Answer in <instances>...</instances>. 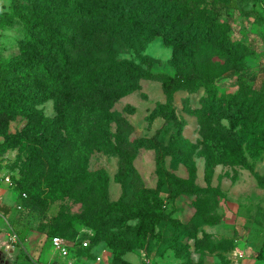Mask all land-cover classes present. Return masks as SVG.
<instances>
[{"label": "rangeland", "instance_id": "obj_1", "mask_svg": "<svg viewBox=\"0 0 264 264\" xmlns=\"http://www.w3.org/2000/svg\"><path fill=\"white\" fill-rule=\"evenodd\" d=\"M54 1L0 0V62L28 54L22 17ZM228 1L188 3L152 24L112 22L111 51L98 57L151 76L93 113L84 104L82 117H60L53 99L37 104L66 123L56 158L33 155L26 115L0 131V264H68L54 236L73 264H264V0ZM178 76L215 89L166 90ZM238 93L212 120V96L227 104Z\"/></svg>", "mask_w": 264, "mask_h": 264}, {"label": "trees", "instance_id": "obj_2", "mask_svg": "<svg viewBox=\"0 0 264 264\" xmlns=\"http://www.w3.org/2000/svg\"><path fill=\"white\" fill-rule=\"evenodd\" d=\"M28 1L31 3V0ZM61 2L53 3L52 6L43 3L39 13L22 17L29 31L27 47L30 51L17 61L0 62V131H5L7 123L20 114L34 119L32 133L35 145L32 150L33 155L38 157L43 156V152L48 154L47 157L58 156L64 144L60 131L64 130L66 123L59 119L45 120L42 114L36 112L37 104L53 99L60 117L66 118L72 114L82 117L87 111L82 108L84 104L93 113L97 107L125 95L127 84L150 78V74H145L128 61L98 57L100 55L96 52L101 51L102 47L108 54L111 51L113 35L108 37L104 31L112 22L157 23L165 15L186 8L188 3H198L199 0ZM226 6L236 9L238 0H229ZM166 28L170 29V25ZM212 28L208 29L206 37ZM243 80L242 77L238 78L240 82ZM192 82L197 84L196 90L202 87L215 89L213 82L205 78L188 76L169 77L164 87L171 91L189 87ZM250 90L251 87L246 91L241 105L251 101ZM241 96L242 93L233 95L226 104L224 98L218 99L214 94L209 106L211 119L218 120L221 111L231 113ZM190 192L207 190L191 188ZM55 221H59V218ZM53 228L51 226L50 230Z\"/></svg>", "mask_w": 264, "mask_h": 264}, {"label": "built area", "instance_id": "obj_3", "mask_svg": "<svg viewBox=\"0 0 264 264\" xmlns=\"http://www.w3.org/2000/svg\"><path fill=\"white\" fill-rule=\"evenodd\" d=\"M12 240L14 242H16L18 240V236L17 234H13L12 236ZM89 241H83V245L85 247L89 246ZM52 245L54 247L55 250H57L59 252V254L61 255V257L65 260H68V264H73V261L71 260V254H70V250L67 247L64 239H62L59 236H54L52 237ZM99 260H101V257H99Z\"/></svg>", "mask_w": 264, "mask_h": 264}, {"label": "crops", "instance_id": "obj_4", "mask_svg": "<svg viewBox=\"0 0 264 264\" xmlns=\"http://www.w3.org/2000/svg\"><path fill=\"white\" fill-rule=\"evenodd\" d=\"M6 229H7V225L5 223H1V221H0V241H2L4 239L2 237L3 236V233L1 231L6 230ZM13 234H16V233H13ZM13 234H12V236H13Z\"/></svg>", "mask_w": 264, "mask_h": 264}]
</instances>
